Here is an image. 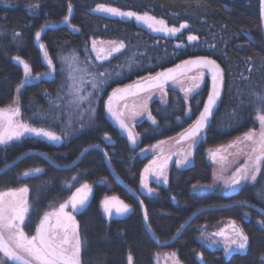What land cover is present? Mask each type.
I'll return each instance as SVG.
<instances>
[{
	"label": "trees",
	"instance_id": "obj_1",
	"mask_svg": "<svg viewBox=\"0 0 264 264\" xmlns=\"http://www.w3.org/2000/svg\"><path fill=\"white\" fill-rule=\"evenodd\" d=\"M17 1L16 5L0 4V107L13 102L22 82L19 97L24 111L30 112L29 105L48 107L52 102L58 82L41 75L26 83L23 66L14 60H26L33 73L48 68L35 40V33L45 24H57L48 25L41 35L57 73L62 55L75 49L90 48L91 52L93 39L123 41L125 49L136 51L132 66L108 84L90 124L68 128L53 123L50 114L40 119L33 115L31 123L42 120L41 126L57 130L60 139L52 141L31 134L0 146V192L22 184L29 186L31 209L26 222L30 229L45 211L59 206L74 188L88 182L93 184L91 199L77 213L83 264H129V255L132 264H155L154 254L161 250H177L185 264H264V225L259 222L264 221V166L256 182L231 195L217 188L204 193L191 189L194 183L213 179L208 147L225 143L257 125L258 105L253 93L264 95L260 0ZM32 2L39 3L38 14L27 10L25 4ZM69 3L71 16L68 22L60 23L69 14ZM97 5L147 13L171 27L179 28L184 23L188 27L171 36L155 33L135 17L96 11ZM189 35L198 39L189 41ZM123 51L104 64L116 63L114 68ZM197 55L215 58L224 69L220 103L192 145L189 163L172 165L166 184L158 185L153 180L150 185L148 181V188L157 189L156 193L149 192L142 186L141 177L153 155L150 148L195 121L209 87L205 84L187 98L182 88L167 87L164 101L155 98L150 103L156 124L148 119L136 124L140 138L135 144L110 120L105 99L117 85ZM33 169L41 171H30ZM25 172L29 175L24 176ZM107 194L118 195L131 206L130 213L105 217L101 200ZM227 217L240 221L249 237L247 251L233 252L229 257L222 249L210 248L198 239L199 226Z\"/></svg>",
	"mask_w": 264,
	"mask_h": 264
},
{
	"label": "snow or ice",
	"instance_id": "obj_2",
	"mask_svg": "<svg viewBox=\"0 0 264 264\" xmlns=\"http://www.w3.org/2000/svg\"><path fill=\"white\" fill-rule=\"evenodd\" d=\"M261 2L264 4V0H261ZM95 10L107 12L114 16L135 17L137 21L144 23L154 32L176 35L180 29L188 27L186 23L181 24L179 28L169 27L164 20H158L147 13L140 15L131 11L123 12L118 8L105 5H97ZM68 12L69 15L72 13L71 3L68 5ZM68 20L69 16H65L64 21L68 22ZM15 35L18 36L19 33ZM40 37L41 33L37 31L35 33V38L39 40ZM187 39L189 41H195L198 38L194 35H189ZM111 43L113 47L106 51L104 48L97 49L96 42L93 41V51L97 52V59H107L113 53H118L125 47L122 41L119 44L115 42ZM40 47L43 49L44 45L41 44ZM44 55L47 58V52H45ZM14 59L23 65L25 77H31L32 73L29 64L20 57H14ZM48 64L49 66L52 65L51 59H48ZM201 69H206L211 74V91L207 95L206 102H204L203 110L200 112L193 125L181 134V140H191L193 144L207 126L209 118L213 115V109L217 106V102L221 97L224 76L220 65L213 59L199 56L194 59L184 60L181 64L176 65L175 68H169L164 72L157 73L155 77H150L146 82L147 87L142 85L136 86L140 91H145L152 87L163 89L165 83L169 80H177L179 77L186 76L188 73L196 72V75L187 77L192 80L193 83L182 88L185 98H187L200 87V82L204 77V73L200 71ZM100 75L104 76L105 73H100ZM103 82L104 81H101L100 83ZM23 83L24 82L17 87L18 93L20 88L23 87ZM97 87L98 85L93 83V88ZM131 87L132 86H127L125 89H114L106 106L108 112L115 117L120 127L128 132V139L135 144L136 136L122 118L123 112L115 111L111 104L113 97L121 94L122 98V94L126 93ZM77 91L79 90L77 89ZM253 95L256 96V103L258 105L257 120L260 124V130L258 132L250 130L245 133L242 138H238L228 146L229 148L236 149V152L232 153L234 157H239L240 155L245 157L244 164L241 167H237L232 176L225 180L226 185L230 188L238 186L242 182H256L257 176L261 172V167L264 165V95L256 93H253ZM77 99L79 101H84L87 97L78 96ZM144 107L145 110H147L146 104ZM91 112L94 115L95 109H91ZM189 112H191V109H189ZM19 114V107L9 106L7 109L0 108V144H6L8 141L18 139L25 133H34L36 136H46L52 140L60 139V137L43 128H35L27 123L15 121L13 117L19 116ZM135 114L136 113H134V115ZM148 119H150L153 124H156V120L152 117L150 112H148ZM105 136L110 139V137H107V134H105ZM189 147L191 148V145ZM87 150L88 149H85V152ZM83 154L82 152L81 155ZM191 155V151H188L184 154V158L182 160H177L176 163L178 165L183 164ZM215 156L216 153H213V158H215ZM225 159V157H221L222 161ZM153 165H156V161H152L150 165L145 167L144 175L141 177V184L145 188H148L147 174L154 171ZM163 168L164 165H161L158 170H155V175L158 179L163 177L164 183H167V176ZM30 171L40 172L41 169H33ZM221 171H223V166ZM23 175L28 176L29 172H25ZM28 191V187L24 186L19 189L0 192V253L3 254L0 256V264H5V258L15 262V264H80L81 239L77 230L78 226L75 217L72 213L81 210L86 205L89 194L92 191L91 187L86 183L82 184L69 199L61 203L57 209L45 211L42 218L39 219V223L36 225L35 234L31 236L27 235L22 227V225L26 226L25 220L31 207L27 198ZM148 191L151 192L153 189L148 188ZM5 197H11V199L6 201ZM102 205L104 211L109 216L113 214V209H115L117 215H123L130 211V206L119 200L118 197H105L102 201ZM69 206L72 211H66ZM53 218H55V223L52 222ZM144 219H148L146 211ZM260 223L264 225V221H260ZM230 227L232 229L231 236H226L224 229L214 234L225 238V252L227 253L232 245H235L236 250L246 249L249 237L245 234L244 230L238 227L235 221L231 222ZM171 255L175 257V253ZM128 260L129 264H131V255L128 256ZM176 264H179V262L177 261Z\"/></svg>",
	"mask_w": 264,
	"mask_h": 264
},
{
	"label": "rangeland",
	"instance_id": "obj_3",
	"mask_svg": "<svg viewBox=\"0 0 264 264\" xmlns=\"http://www.w3.org/2000/svg\"><path fill=\"white\" fill-rule=\"evenodd\" d=\"M245 1L247 2V0H245ZM0 4L16 5V4H18V1L17 0H0ZM25 6L30 13L38 14V12H39V3L38 2L26 3ZM30 6H37V7H30ZM142 25L146 29L151 30L144 23H142ZM167 25L169 27H171L169 24H167ZM152 32H154V31H152ZM155 33H157V32H155ZM93 41L96 42L97 49L104 48L106 51L110 50L113 47V44L111 42H115L116 44H119V42H121V41H117L115 39H104V38L93 39ZM93 41H92V47H91L92 53L90 52V48H88V49H84V50L82 49L81 51L77 50V49L71 50L67 54L62 55V59L60 58L61 61H59L60 65H61V68L58 71L59 73H57V71L55 70V65L53 62H52V65H51L52 67H51L43 59L45 64L48 66V68L43 70L42 72H38V73L31 72L32 73L31 77H25L26 83L29 81H32L33 79H36L38 76H41V75L48 80H56L58 82L57 92L51 98L52 102L50 103V105L48 107H44V106H40V105L33 107V106L29 105L27 108H28V111L30 110V112L27 113L21 107L20 97H19L20 92H19L18 94H16V96L14 97L13 102L11 104L1 106L0 108L7 109L9 106L19 107L20 114H19V116L14 117L15 121L27 123L31 127L43 128L46 131L52 132L54 135H56L55 133L57 130L54 132L53 129L46 127V125L41 126L42 124L40 122L42 120H38L39 121L38 123L34 122L37 124H33V123H31L33 121L31 117L33 115H37L39 117V119H40V117L45 118L46 117L45 113H47V114H50V117H52V119L54 121L53 123H55L56 125L57 124L64 125V126L66 125V127H68V128L73 126V125L78 126V125L90 124V122L93 120V118L95 116L99 101L103 97L108 84H111L114 77H117V78L121 77V75H123V73H125L124 71H126V69H129L132 66L131 60H133V57L136 56V51L132 47L129 49H127V48L125 49V47H126V45H125V47L120 51V52H122L125 49L123 51V58H120V63L117 64L114 68H112L116 63L104 64V62H106L109 57L107 59H101L102 61L98 60L96 58L97 52L93 51ZM120 52H118V53H120ZM118 53H113L112 57L113 56L115 57V55L116 54L118 55ZM47 54H48V52H47ZM47 56L50 59L49 55H47ZM109 59H111V58H109ZM121 71H123L122 74H120ZM200 71H202L204 73V77H203V80L200 82V87L198 89L203 87L205 84L208 85V87L210 88L211 77H210L209 72L206 69H201ZM100 73H105V75L101 76ZM151 74H153V73L144 74V75L140 76L138 79L144 78V77L151 75ZM196 74H197L196 72L188 73V74H186V76H181L177 80L172 81L169 85L170 86L178 85L181 88L187 87L193 83V81L188 79L187 77L192 76V75H196ZM70 77H72V78H70ZM135 80H137V79H135ZM101 81H104V82L100 83ZM93 83H96L98 85V87L93 88ZM169 85L164 86L163 89L156 88L154 90H151V91H148L145 93L131 95V96L125 98L119 104V107H118L119 112H123V117L127 120L128 124L135 131L136 143L139 142V138H140L139 133H138L137 128H136V124L143 119H148V112L151 113L150 103L153 99L158 98L161 100H165L166 88ZM118 86H120V85L115 86L113 89L117 88ZM77 89L79 91H77ZM198 89H196V90H198ZM192 94H190L188 97H190ZM78 96H84V97H87V99L84 101H79L77 99ZM106 99H105V102H106ZM145 104L147 106V110H145V107H144ZM91 109H95L94 115L92 114ZM189 109H190V106L188 105V110ZM134 113H136V114L134 115ZM151 115H152V113H151ZM257 115H258V113H256V115H255V120L257 122V125L255 127L245 131L244 133L236 136L235 138H233V139H231L225 143L208 147V157H209V160H210L211 165H212V171L214 173V177H213L212 181H210L208 183H201V182L194 183L192 185V188H191L192 191H195L198 193H204V192L211 191V190L217 188V189H220L223 193H225L227 195H231V194L238 192L242 187L253 183V182H242L240 185L230 188L226 185L225 180L229 179L232 176V174L235 172L236 168L241 167L245 161V157L243 155H240L239 157H234L232 155V153H235L236 149L235 148H229L228 146L230 144H232L233 142H235L238 138H242L244 136V134L249 132L250 130H253L256 132H258L260 130V124H259V121L257 120ZM152 117H153V115H152ZM148 120H150V119H148ZM193 123H194V121L186 129H188L191 125H193ZM186 129L182 130L181 132H179L173 136L167 137L165 139H162V140L154 143L155 145L150 148L153 152V155H152V158L149 160V162L146 166L150 165V163L152 161H156V165H153L154 171L147 174L148 175V181H149L150 185L152 183H155V182L158 185L159 184H166V183H164L163 177H160L158 179L155 175V170H158L161 165L164 164L163 171L166 174L167 180H168L169 171H170V168L172 165L182 167V166L187 165L189 163V161H188L189 157H188L187 161H185L183 164L178 165L176 163L177 160H182L184 158V154H186L188 151H190V149H192L193 143L191 140H181V138H180L181 134ZM31 134L35 135L34 133H25L21 137H24L25 135H31ZM202 134L203 133H200V135L196 139H198ZM58 137H60V135H58ZM20 138H18V139H20ZM18 139H13L11 141H8L6 144L12 143L13 141H16ZM52 141H56V140H52ZM6 144H0V146L6 145ZM190 144H191V148L189 147ZM213 153H216L215 158H213ZM221 157H225L226 159L224 161H222ZM222 166H223V171H221ZM263 166L264 165H262V167H261V171L263 169ZM145 167H144V169H145ZM144 169H143V175H144ZM259 175L257 176V178L259 177ZM221 177H223V178H221ZM85 183L88 184L92 189L91 193L89 194L88 201L86 202V205H87V203L91 199V196L93 193V184L88 183V182H84L82 184H85ZM81 185L74 188L72 190V192L69 194V196L64 201H62L61 203H64L65 201H67L69 199V197ZM24 186H27L29 189L28 194H27V198H28L29 204L31 206L30 188L27 184H22L20 186L9 188V189L3 190L1 192H7L9 190L19 189V188L24 187ZM152 188H155V187H152ZM153 192L156 193L157 189L155 188L153 190ZM105 197H118L119 200H121V201H123V200L120 199V197L116 194H107L102 198L101 208H102V211H103L105 217H107L108 219H112L114 217L125 216L128 213H130L131 206L129 205L130 206L129 212H127L123 215H117L115 213V209H113V214L111 216H109L104 211V207L102 205V201L105 199ZM9 199H11V197H5L6 201ZM58 207L59 206H56V208H52V209H49L47 211H52L54 209H57ZM30 209H31V207H30ZM66 211H72L71 207L69 206V208H67ZM79 211L73 212L72 214L75 217V221H76V224L78 226L77 230H78V233L80 236L79 223H78V219H77V213ZM42 216L40 218H42ZM248 216H249V214L247 213L246 217H248ZM28 218H29V214L25 220L26 226L22 225V227L24 228L25 233L27 235L31 236V235L35 234V229L33 230L34 227H32V229H30L29 225L26 222L28 220ZM232 221H235L236 225L243 229L240 221L236 220L235 218L227 217V218L220 219L219 221H217L216 223H214L212 225L204 224V225L199 226L201 232L198 236V239L201 241V243L205 244L206 246H208L210 248L222 249V251H223L224 255H226V257H229L231 255V253H233V252H245V251H247L248 245H247L246 249H244V250H236L235 245H232L231 248H229L228 252L226 253L225 252V238L221 237V236L214 235L215 233L219 232L221 229H224L225 235L231 236L232 229L230 227V224ZM260 221H262V220H260ZM53 223H55V218H53ZM245 234H246V232H245ZM80 239H81V236H80ZM172 253H175V257H173L171 255ZM2 255L3 254L0 253V256H2ZM79 258H80V263L83 264L82 260H81V252H80ZM177 261L179 262V264H185L183 262V260H181L177 250H161V251H157L154 254V263L155 264H176ZM5 264H12V263L7 258H5Z\"/></svg>",
	"mask_w": 264,
	"mask_h": 264
},
{
	"label": "water",
	"instance_id": "obj_4",
	"mask_svg": "<svg viewBox=\"0 0 264 264\" xmlns=\"http://www.w3.org/2000/svg\"><path fill=\"white\" fill-rule=\"evenodd\" d=\"M72 10H73V9H72ZM67 16H69V18H70L71 14H70V15L68 14ZM156 19H158V18H156ZM158 20H161V19H158ZM260 20H261L262 35H263V39H264V4H262L261 0H260ZM60 23H65L64 19H63ZM60 23H59V24H60ZM48 25L54 26V25H57V24L50 23V24H45V25H43V27H42L41 30H40L41 35H42L43 31L45 30V28H46ZM162 33H164V32H162ZM168 34H170V33H168ZM36 43L38 44L39 47H40L41 44L44 45V43L41 41V37H40L39 40L36 39ZM40 48H41V47H40ZM41 49H42V48H41ZM45 52H47V50H46L45 45H44V48L42 49L43 58H44V61H45L46 63H48V59H49V58H48V56H47V58L45 57V55H44ZM199 56H204V57H207V58H209V59H213V60H215L216 63L220 65V68H221L222 71H223V76H224V79H225L224 69H223L222 65H221V64H220L215 58L210 57V56H207V55H199ZM199 56H194V57H191V58H188V59H194V58L199 57ZM21 59H22V58H21ZM14 60H15V59H14ZM22 60H24V59H22ZM184 60H187V59H184ZM184 60H183V61H184ZM15 61L19 63V61H17V60H15ZM24 61L27 62L26 60H24ZM27 63H28V62H27ZM181 63H182V61L178 62L177 64H174V65L168 66V67H166V68H164V69H162V70L156 72V73L153 74V75L147 76V77L142 78V79H139V80L132 81V82H130V83H126V84H124V85L118 87L117 89H125L127 86H132L131 88L128 89V91H127L126 93L122 94V98H121V94H118L117 96H115V97L112 98L111 104H112L113 109H114L115 111L119 112V111H118V106H119L120 102L123 101L125 98H127V97H129V96H131V95L140 94V93H143V92H146V91L152 90V89H154V88H158V87H152V88H150V89H148V90L140 91L136 86H137V85H142V86H144V87H147L146 82L148 81V79H149L150 77H155L157 73L164 72V71H166V70L169 69V68H175L176 65L181 64ZM19 64H20V63H19ZM28 64H29V63H28ZM21 65H22V64H21ZM22 66H23V65H22ZM29 66H30V65H29ZM51 67H52V66H51ZM209 74H210V73H209ZM210 77H211V74H210ZM172 81H173V80H169L167 83H165V85H166V84H169V83L172 82ZM211 85H212V81H211ZM223 88H224V84H223V87H222V89H221V97H222V93H223ZM210 91H211V87H210L209 92H210ZM112 93H113V91L111 92V94L109 95V97L112 95ZM221 97H220V99H219L218 102H217V106H215L214 109H213V115L209 118V122H208V124L211 122V120H212L213 117H214V114H215V112H216V110H217V108H218V105H219V103H220ZM206 100H207V98H206ZM108 101H109V98H108L107 102H108ZM205 102H206V101H205ZM202 110H203V108H202ZM202 110H201V111H202ZM107 112H108V110H107ZM108 116H109V118L112 120V122H113L118 128L121 129V131H122L124 134L128 135V132L120 127L118 121L115 119V117H113V116L111 115V113L108 112ZM122 118L124 119L125 123L129 126V128L132 130L133 134L135 135V131H134V129L128 124V122L126 121V119H125L124 117H122ZM13 119H14V117H13ZM208 124H207V125H208ZM206 127H207V126H206ZM206 127H205V128H206ZM184 132H185V131H184ZM184 132H183V133H184ZM135 136H136V135H135ZM180 138H181V136H180ZM115 176L117 177L116 174H115ZM118 179H120V178H118ZM233 187H234V186H233ZM231 188H232V187H231ZM12 262H13V261H12ZM13 263H15V262H13ZM80 264H81V263H80ZM131 264H132V263H131Z\"/></svg>",
	"mask_w": 264,
	"mask_h": 264
},
{
	"label": "crops",
	"instance_id": "obj_5",
	"mask_svg": "<svg viewBox=\"0 0 264 264\" xmlns=\"http://www.w3.org/2000/svg\"><path fill=\"white\" fill-rule=\"evenodd\" d=\"M190 145H191V144H190ZM192 145H193V144H192ZM153 146H154V145H153ZM153 146H152V147H153ZM190 151H191V149H190ZM190 159H191V156H189V159H188V161H190ZM163 165H164V164H163Z\"/></svg>",
	"mask_w": 264,
	"mask_h": 264
},
{
	"label": "flooded vegetation",
	"instance_id": "obj_6",
	"mask_svg": "<svg viewBox=\"0 0 264 264\" xmlns=\"http://www.w3.org/2000/svg\"><path fill=\"white\" fill-rule=\"evenodd\" d=\"M94 54H95V53H94ZM113 57H114V56H113ZM113 57H112V55H111V56H109V58H113ZM98 60H100V59H98ZM52 222H53V221H52ZM35 230H36V228H35Z\"/></svg>",
	"mask_w": 264,
	"mask_h": 264
}]
</instances>
